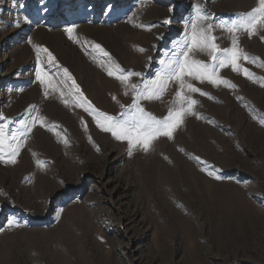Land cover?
<instances>
[{
    "label": "rangeland",
    "instance_id": "obj_1",
    "mask_svg": "<svg viewBox=\"0 0 264 264\" xmlns=\"http://www.w3.org/2000/svg\"><path fill=\"white\" fill-rule=\"evenodd\" d=\"M113 2L114 10L107 13ZM133 2L0 0V61L8 51L0 76L10 73L0 115L13 121L10 131L27 118L29 109H38L47 124L33 127L15 164L0 162V264H264L261 81L230 68L221 69L220 75L234 83L235 90L192 81L214 97L192 94L203 118L188 116L173 140L162 137L154 150H137L131 156L127 142L102 131L82 108L66 107L58 92L44 95L33 45L52 52L97 109L119 116L121 105L131 104V92L125 95L120 81L94 62L91 43L100 44L126 72L154 79L159 60L184 39L194 3L214 15L213 24L257 6V0ZM60 4L83 13L74 20L79 43L69 39L65 26H50ZM98 4L105 6L103 12L89 18ZM133 23L153 27L149 31ZM213 35L222 48L231 46L220 28ZM262 37L264 32L240 37L241 47L260 61ZM195 58L211 62L203 53ZM244 66L264 77V67ZM58 78L53 76L54 81ZM176 90L173 83L162 100H142L141 106L162 118ZM52 125L56 128L49 131ZM65 137L68 145L62 142ZM38 161L46 167H39ZM213 168L221 179L208 175ZM13 218L20 227H9Z\"/></svg>",
    "mask_w": 264,
    "mask_h": 264
},
{
    "label": "snow or ice",
    "instance_id": "obj_2",
    "mask_svg": "<svg viewBox=\"0 0 264 264\" xmlns=\"http://www.w3.org/2000/svg\"><path fill=\"white\" fill-rule=\"evenodd\" d=\"M214 19V15L208 12L202 3H194L184 39L178 43L176 50L170 56L165 53V58L159 60L161 67L154 79H144L140 72H126L100 44L91 43L89 54L92 55L94 62L98 63L109 76H115L120 81L124 86L125 95H129L131 92L132 102L127 106L121 105L122 110L119 116L109 115L97 109L84 96L71 72L67 68L59 66L52 52L45 47L33 45L37 53V62L40 65L36 71V77L44 85L45 97L49 96L50 91L58 92L66 107L74 105L82 108L92 116L97 127L102 131L110 133L118 141L127 142L130 156L137 150L147 153L154 150L155 143L160 138L173 140L174 134L184 125L188 116L203 118L196 111L199 101L194 99L192 94L198 93L209 99H214V97L194 86L192 81H199L201 84L207 82L216 87L223 85L235 90L237 86L220 75L221 69L230 68L233 72L243 74L253 82L261 81V86H264V77L256 76L244 66V64H253L264 67V61L251 56L240 45L242 34H247L251 38L264 32V0H257L256 7L246 13L236 14L234 19L213 24L211 21ZM163 23L168 24L170 21L165 20ZM133 26L146 28L149 31L153 27L135 23ZM217 27L228 34L231 41L230 47L222 48L216 43L217 37L213 35V30ZM64 31L68 34L69 39L77 43L80 42L75 35V25L66 27ZM28 42L32 43L31 40ZM83 43L89 44L90 42ZM138 51L143 53L146 49L138 48ZM196 53L208 55L211 62L206 63L195 58ZM53 76H58V80L54 81ZM133 77L141 78V82H132ZM173 83L177 86V90L166 116L158 118L141 106L142 100H162ZM12 123V120L0 115V162L7 164L17 162V157L36 124L47 127L45 117L40 115L38 109H29L27 118L19 122L18 128L10 131L9 125ZM54 128L56 125L48 127V130L52 131ZM85 130H87L86 124ZM89 139L91 140V137ZM62 142L68 145L69 140L65 137ZM97 151H99L98 147ZM194 159L206 164L199 157H194ZM37 163L41 168L46 167L44 161ZM208 175L217 180L221 179L214 168L208 171ZM8 225L9 227H20L14 218L8 221Z\"/></svg>",
    "mask_w": 264,
    "mask_h": 264
},
{
    "label": "bare ground",
    "instance_id": "obj_3",
    "mask_svg": "<svg viewBox=\"0 0 264 264\" xmlns=\"http://www.w3.org/2000/svg\"><path fill=\"white\" fill-rule=\"evenodd\" d=\"M134 0H132V2H133ZM137 1H140V0H137ZM173 1V0H172ZM225 1V0H224ZM183 2V1H182ZM199 2V1H198ZM212 2V1H211ZM17 3H19V2H17ZM225 3V2H224ZM141 4V3H140ZM44 5V4H43ZM111 5V4H110ZM108 6L106 9H107V13H108V11L110 12V11H113L114 9V5H115V2H113L112 3V5L111 6ZM133 5H134V2H133ZM137 5V4H136ZM143 5V4H142ZM154 5V4H153ZM206 5V4H205ZM73 6H75V5H73ZM84 6V5H83ZM130 6V5H129ZM138 6V5H137ZM204 6V5H203ZM22 8V7H21ZM59 9V10H56V13H58L56 16H54L53 17V19H51V21H50V26L53 28V27H57V26H60V27H63V26H65V27H70V26H73L74 24H76L77 22H75L74 20L75 19H78V16L79 17H82V15H83V13H81L80 11H78V12H76L75 11V9H74V11H73V9H71L70 11L69 10H67V9H65V7H63L61 4L60 5H57L56 6V9ZM94 8V7H93ZM105 8V6L102 4H98L97 5V7H96V9H95V11L93 12V14L91 15V16H89V18H94L95 16H98L99 14H101L102 12H103V9ZM135 8H137V7H135ZM142 8V7H141ZM173 8V7H172ZM186 7H184L181 11L180 10H178V11H180L179 12V16H183L182 14H183V12H184V9H185ZM85 9H87V7L85 8ZM122 9H124V8H122ZM156 9V8H155ZM165 9V8H164ZM181 9V8H180ZM81 10V9H80ZM90 10V9H89ZM125 10V9H124ZM135 10V9H134ZM88 11V10H87ZM118 11V10H117ZM160 11V10H159ZM166 11V10H165ZM83 12V11H82ZM117 13V12H116ZM2 14V13H1ZM4 14V13H3ZM36 14V13H35ZM125 14V13H124ZM123 15V14H122ZM165 15V14H164ZM33 16V15H32ZM43 16H44V14H43ZM168 16V15H167ZM35 17V16H34ZM109 18V17H108ZM117 18V17H116ZM165 18H167V17H165ZM169 18V17H168ZM88 20H90V19H88ZM95 20L96 21H98V22H102V23H105L106 21L105 20H99V18H95ZM114 20H115V18H114ZM188 20V19H187ZM105 21V22H104ZM189 22V21H188ZM0 23H1V21H0ZM90 23V22H89ZM187 23V22H186ZM84 24H87V22L86 23H84ZM112 24V23H111ZM80 25V24H79ZM183 25V24H182ZM35 26V25H34ZM88 26V25H87ZM108 26V25H107ZM41 27V26H40ZM82 27V26H81ZM179 27V26H178ZM39 28V27H38ZM42 28V27H41ZM48 28V27H47ZM79 28V27H78ZM105 28V27H104ZM185 28V27H184ZM44 29V28H43ZM51 29V28H50ZM61 29H63V28H61ZM37 30V29H36ZM46 30V29H45ZM46 32H47V30H46ZM51 32V31H50ZM98 32V31H97ZM6 33V32H5ZM32 34V33H31ZM98 37V36H97ZM96 37V38H97ZM114 37V36H113ZM14 40H16V38H14ZM27 40H28V38H27ZM31 40V39H30ZM27 44H28V42H27ZM123 47V46H122ZM17 49H18V47H16ZM16 49V50H17ZM26 50V49H25ZM12 52V51H11ZM152 53V52H151ZM155 54V53H154ZM8 55V51H5V55H3L4 57L2 58V60L4 59V58H6V57H8L7 56ZM12 56V55H11ZM9 58H10V56H9ZM149 58H151V57H149ZM1 60V61H2ZM30 60V59H29ZM35 60V59H34ZM33 60V61H34ZM153 60V59H152ZM1 61H0V63H1ZM4 61V60H3ZM32 61V62H33ZM31 62V63H32ZM3 63V62H2ZM28 63V62H27ZM26 64V63H25ZM34 65H35V63H34ZM23 66V65H22ZM25 67V66H24ZM31 67V66H30ZM34 67V66H33ZM148 68V67H147ZM13 70V69H12ZM11 70V71H12ZM32 70V69H31ZM36 70V69H35ZM9 71V70H8ZM147 71V70H146ZM16 72V71H15ZM28 73V72H27ZM31 73V72H30ZM8 74H10V73H8V72H6L4 75H2L3 77H1V82H0V106H1V104H2V101H3V90H4V88H5V82L7 81L6 79H8L7 78V75ZM16 74V73H15ZM26 76V75H25ZM24 76V77H25ZM10 77V76H9ZM23 77V76H22ZM29 77V76H28ZM7 90H8V88H7ZM5 91V90H4ZM10 91V90H9ZM6 93V92H5ZM5 96V95H4ZM7 96V95H6ZM5 100H6V97H5ZM8 100V99H7ZM120 151V150H119ZM119 155H120V153H119ZM123 155V154H122ZM121 156V155H120ZM123 157V156H122ZM117 159H118V157H117ZM79 193H82L81 191H79ZM1 234V233H0Z\"/></svg>",
    "mask_w": 264,
    "mask_h": 264
}]
</instances>
